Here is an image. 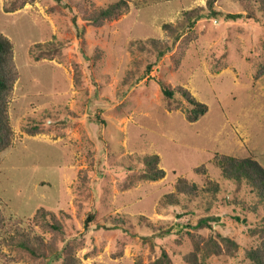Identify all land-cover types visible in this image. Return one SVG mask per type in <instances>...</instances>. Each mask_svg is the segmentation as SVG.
<instances>
[{
	"label": "rangeland",
	"instance_id": "374dc122",
	"mask_svg": "<svg viewBox=\"0 0 264 264\" xmlns=\"http://www.w3.org/2000/svg\"><path fill=\"white\" fill-rule=\"evenodd\" d=\"M115 1L0 0V31L14 44L19 75L10 103L13 142L0 152L8 218L0 264H47L4 242L16 225L29 229L40 207L56 212L65 228L34 227L48 258L68 246L53 264H151L162 250L173 264H242L260 239L262 210L256 216L235 203L249 206L254 196L226 181L215 158L253 157L264 166L262 12L252 0L254 13L249 0H216L219 18L190 26L184 12L203 6L208 13V0H127L121 16L88 23V14ZM162 83L185 86L208 112L189 122L186 100L167 98ZM147 153L160 157L153 164L164 178L145 176L137 162ZM180 177L204 188L212 178L222 190L164 203ZM201 219L208 221L200 226Z\"/></svg>",
	"mask_w": 264,
	"mask_h": 264
},
{
	"label": "trees",
	"instance_id": "16d2710c",
	"mask_svg": "<svg viewBox=\"0 0 264 264\" xmlns=\"http://www.w3.org/2000/svg\"><path fill=\"white\" fill-rule=\"evenodd\" d=\"M215 2L216 0H208V6L210 10L208 13L204 12L205 9L203 6L185 11L184 15L189 21L190 26H194L198 20L204 17L218 16L219 18L222 12L215 8ZM252 2L257 3L258 9L262 12L263 16L261 20H263L262 22L264 23V0H252ZM252 2L249 0L247 8H251L250 5H252L251 13H254V5ZM5 8L8 12L14 11L9 6H5ZM127 11H129L128 1L118 0L108 4L107 6L98 7L88 14L86 19L88 23L100 26L105 20L115 19ZM238 15L240 14L230 13L227 14V17L234 18ZM164 27L174 31L171 24H164ZM177 36L178 35H176V38ZM153 42L157 43L156 40ZM36 45L40 46V44ZM186 45H188V42ZM167 49H160L157 58L160 59L162 55L168 51ZM183 53L184 51L182 50L181 54L175 58L176 65H179V63L182 61L184 56ZM151 67L152 65H148L149 70ZM260 69L264 71V64L261 65ZM18 77L19 75L15 61L14 44L8 36L0 31V152L6 150L13 142L14 130L11 121L10 103ZM162 91L169 99L175 98L178 95L186 100L188 103L186 118L189 122H197L209 110L208 105L199 101L195 95H193V93L185 86L178 85L177 87H171L170 85L162 83ZM102 123H106V121L102 119ZM28 127L29 128H26L25 131L29 134L34 135L36 133H40L39 128H36L37 126L34 128H32V126ZM159 159L160 157L158 155H150L147 153L137 162L140 168L142 167L145 176L152 181L162 179L166 175L164 169H154L153 163ZM215 163L219 167L220 173L226 181L232 183L237 188H240L241 186L250 188L251 194L254 196V202H252L249 206H247L245 201L240 202L237 199H235V203H242L244 209H251L256 216H258L259 211L262 210L263 217L259 219V227L261 231L260 239L254 246L246 250L245 259L242 264H264V166L253 157L241 158L231 155L219 154L216 155ZM196 170L198 172L205 171V167L202 166ZM206 184L207 188L200 187L198 183L190 182V180H188L186 177H180L178 178L175 185L176 194L175 192H172L173 194L171 195H165L162 201L168 205H178L183 199L185 201H192L193 199L202 196L203 192H209L212 190L217 193L222 190L220 182L212 178H207ZM227 200L230 201L228 198ZM64 215L67 214L64 213ZM89 216L92 219L94 217V212L90 213ZM114 218L115 221L125 223L123 217L119 216V218ZM107 219L112 218L109 217ZM211 219L214 221L219 220L218 217H211ZM237 219L240 220V217L237 216ZM29 221V224L31 225L29 229L22 227L20 224L16 225L14 228V234L10 235L8 239L4 240V242H6L7 245L11 246L12 248L24 250L35 259H47V264H53L54 261L60 260L61 257L64 256V252L67 251L68 246L66 245L61 249L63 252L58 250V252L54 254V258H48L49 256H47L46 252L47 244L45 243V237L40 233H35L33 231L35 229L34 227L39 226L41 230L45 232L56 231L65 234L64 224L59 219L56 212L45 207H40ZM207 221L208 219H201L199 221V225L202 226L206 224ZM243 221L247 220L243 219ZM7 224L8 218L4 214L2 204L0 202V230L6 227ZM178 226L180 227V225ZM7 233H9V231ZM0 242H2L1 239ZM49 247L51 248V251L54 252V247ZM56 249L58 248L56 247ZM66 263L64 261L62 264ZM151 264L173 263L168 252L166 250H162L161 255Z\"/></svg>",
	"mask_w": 264,
	"mask_h": 264
}]
</instances>
